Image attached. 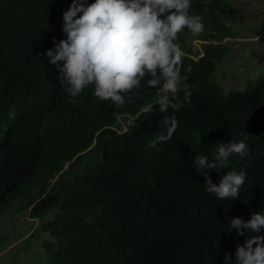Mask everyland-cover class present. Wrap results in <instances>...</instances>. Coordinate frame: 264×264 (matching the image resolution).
I'll list each match as a JSON object with an SVG mask.
<instances>
[{"label": "trees", "instance_id": "1", "mask_svg": "<svg viewBox=\"0 0 264 264\" xmlns=\"http://www.w3.org/2000/svg\"><path fill=\"white\" fill-rule=\"evenodd\" d=\"M70 3L0 0V216L14 207L41 221L49 264L234 259L236 244L251 233L230 231L229 217L264 212V74L244 91L225 90L215 78L232 50L218 41L237 37L229 23L244 20L241 9L231 0H191L204 44L196 50L187 28L176 41L190 96L179 93V110L162 113L155 104L149 115H137L155 98L143 81L123 106L99 100L91 88L72 97L59 85L44 53L54 37L64 38L62 13ZM164 117H174L177 128L150 149ZM242 138L248 152L233 154L226 171L243 170L245 183L236 200L217 199L192 159ZM209 175L218 183L216 171Z\"/></svg>", "mask_w": 264, "mask_h": 264}, {"label": "clouds", "instance_id": "2", "mask_svg": "<svg viewBox=\"0 0 264 264\" xmlns=\"http://www.w3.org/2000/svg\"><path fill=\"white\" fill-rule=\"evenodd\" d=\"M190 6L191 0H71L62 13L64 38L54 37L44 55L58 73L59 85L72 97L91 88L99 100L123 106L132 102L129 94L134 95L143 81L156 90L155 98L137 115H149L155 104L162 113L179 110V93L187 101L190 92L179 68L183 52L177 35L185 28L193 35L205 29L201 17L189 15ZM133 122L134 118L129 120ZM163 123L165 130L148 148L170 140L178 125L174 117H164ZM247 152L243 138L219 142L211 152H197L192 164L204 177L205 190L220 200H236L246 173L226 169L233 154L243 157ZM213 170L219 175L218 183L209 175ZM228 224L237 236L251 235L236 244L234 259L223 256L224 264H264V212L252 211L249 219L232 216Z\"/></svg>", "mask_w": 264, "mask_h": 264}, {"label": "rangeland", "instance_id": "3", "mask_svg": "<svg viewBox=\"0 0 264 264\" xmlns=\"http://www.w3.org/2000/svg\"><path fill=\"white\" fill-rule=\"evenodd\" d=\"M231 1L241 9L244 20L229 23L236 38L218 41L232 45V50L219 62L215 78L225 90L244 91L264 74V0ZM200 36L201 33L192 37L196 50L204 44ZM40 226L41 221L14 207L0 216V264H49L41 251L44 236L37 233Z\"/></svg>", "mask_w": 264, "mask_h": 264}]
</instances>
